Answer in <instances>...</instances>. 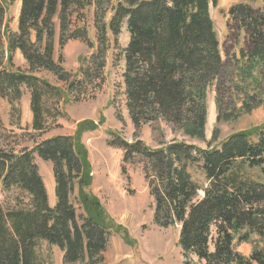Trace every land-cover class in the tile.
<instances>
[{"label":"trees","instance_id":"1","mask_svg":"<svg viewBox=\"0 0 264 264\" xmlns=\"http://www.w3.org/2000/svg\"><path fill=\"white\" fill-rule=\"evenodd\" d=\"M218 2L21 0L18 31L12 32L0 0V99L20 113L22 86H27L32 128L44 135L50 123L57 124L65 114L57 110L51 116L43 96L52 91L56 104L62 96L64 104L88 99V84L99 90L106 80L110 43L118 46L126 27L123 83L135 139L131 142L111 132L108 142L123 150L122 173L130 177L129 167L142 165L154 200V222L180 227L179 242L187 261L195 255L205 264H264V248L255 246L250 254L238 249L252 235L264 238V122L234 132L218 147L176 141L155 148L139 136L143 126L160 120L175 131L203 137L213 86L219 121L252 112L256 96L247 93L235 113L223 111L224 60L211 16V6ZM88 8H94L97 45L89 58H82L81 78H72L63 57L54 56V20L60 21L61 47L80 40L93 48L85 21ZM228 15L249 33L252 48L248 54L242 51L247 61L238 70L259 88L254 70L264 64V0L261 7L246 1L234 4ZM17 50L28 64L27 71L14 62ZM39 70L53 72L67 83V90L34 75ZM96 129L98 123L83 120L73 135L34 140L32 148L20 151L0 149V190L16 188L26 196V200L18 196L10 209L0 201V264H45L37 252L42 241L63 251V264H99L115 232H124L125 241L132 242L92 189L93 166L82 138ZM37 158L52 163L54 206ZM191 170L200 171L204 180H195ZM253 171L257 174L252 177ZM74 194L81 212L72 202Z\"/></svg>","mask_w":264,"mask_h":264},{"label":"rangeland","instance_id":"2","mask_svg":"<svg viewBox=\"0 0 264 264\" xmlns=\"http://www.w3.org/2000/svg\"><path fill=\"white\" fill-rule=\"evenodd\" d=\"M243 1L248 2L252 7H261L262 5V0H219L216 7L211 6V16L224 60L221 74L224 95L222 98L223 111L225 115L228 112L235 113L247 93L256 96L252 112L241 114L237 118H223L219 121L216 105L217 91L213 86L208 93V115L203 137H192L182 131H175L172 125L159 120L143 126L140 130L139 136L146 144L156 148L161 144L185 141L201 148L218 147L234 132L264 122V64H259L254 70L259 86L256 88L255 84L252 85L251 80L241 75L238 70L247 61L244 53L248 54L252 48L248 37L249 33L244 28L240 29L228 15L232 5ZM3 2L10 30L18 31L21 0H14L12 3L8 0H3ZM110 17L109 14L106 20L109 21ZM94 19V8H88L85 21L89 28L90 39L94 44L93 48L80 40H69L64 47H61L60 21L58 17L54 20V56L56 60L60 56L63 57V65L71 71L72 78H81L79 67L82 58H89L95 52L97 38ZM128 40L129 33L124 27L119 38V45L116 46L113 40L110 43L111 48L107 53L105 68L106 80L96 91H94V85H87L86 94L90 95L88 99L63 104L62 96L59 104H56V97L52 91H48L43 96L42 101L50 109L51 116H54L57 110L62 111L65 115L58 119L57 124L50 123L48 131L42 136H39V133L32 128L31 91L27 86H22L20 113L12 109L8 100L0 99V149L20 151L24 147L32 148L34 140L49 138V136L58 133L73 132L77 128V125H74L73 117L95 121L98 123V129L94 130L95 132H87H93L96 138L94 140H88L86 136L82 138L83 143L90 150L89 154L92 151L93 170L98 176L97 188L92 186V189L100 197L117 225L123 227L132 239V242H126L124 232H115L111 238L110 246L99 264H205V261H200L195 255L189 258L190 261H187L180 246V227L178 225L161 227L154 222V200L150 194L142 165L130 166V177L125 176L121 170L123 150L108 143L113 138L111 132H114L115 135L119 134L131 142L135 139V128L126 106L123 83L125 69L123 49ZM5 43L7 45V42ZM16 52L14 55L15 64L27 71L28 64L21 55L22 53L18 56ZM34 75L47 81L51 86L59 87L63 91L67 90V83L61 82L53 72L39 70L35 71ZM28 100L29 102H27ZM217 129L218 131H216ZM37 163L49 193V203L54 206L56 194L52 163L40 158H37ZM191 172L195 180H204L200 171L191 170ZM250 174L253 177L257 173L253 171ZM200 193L204 195L203 191ZM18 196H22L26 200V196L16 188L0 190V201L6 209L16 206ZM72 202L81 212L77 194L72 196ZM255 246L264 248V238L252 235L250 242L240 244L238 249L244 254H250ZM211 249H214V244H211ZM37 252L45 264H63V251L57 246L42 241Z\"/></svg>","mask_w":264,"mask_h":264},{"label":"crops","instance_id":"3","mask_svg":"<svg viewBox=\"0 0 264 264\" xmlns=\"http://www.w3.org/2000/svg\"><path fill=\"white\" fill-rule=\"evenodd\" d=\"M16 31V30H15ZM17 55L18 56H20V51L18 50L17 52ZM22 55V54H21ZM27 102H29V100L27 101ZM73 119H74V125H77V123L78 122H80V121H82L83 120V118H77V117H73ZM95 132V131H94ZM75 133V131H73V132H69V133H58L59 135H73ZM87 133H90V134H87ZM87 133H85L84 134V136L83 137H85L86 136V138L88 139V140H94L95 138H96V135L93 133V132H87ZM57 134V135H58ZM53 136H56L55 134L54 135H51V136H49V137H53ZM89 149V148H88ZM90 151V150H89ZM90 160H91V163H92V166H94V160H93V157H92V151L90 152ZM97 181H98V176H96V174H95V171L93 170V187L96 189L97 188Z\"/></svg>","mask_w":264,"mask_h":264}]
</instances>
